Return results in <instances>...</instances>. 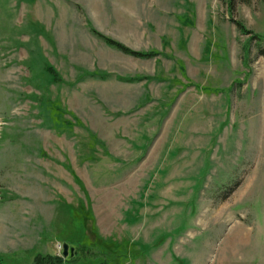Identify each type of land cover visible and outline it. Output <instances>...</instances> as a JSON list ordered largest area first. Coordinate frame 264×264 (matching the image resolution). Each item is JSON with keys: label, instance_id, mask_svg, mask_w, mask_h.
I'll return each mask as SVG.
<instances>
[{"label": "rangeland", "instance_id": "rangeland-1", "mask_svg": "<svg viewBox=\"0 0 264 264\" xmlns=\"http://www.w3.org/2000/svg\"><path fill=\"white\" fill-rule=\"evenodd\" d=\"M99 263L264 264V0H0V264Z\"/></svg>", "mask_w": 264, "mask_h": 264}, {"label": "trees", "instance_id": "trees-1", "mask_svg": "<svg viewBox=\"0 0 264 264\" xmlns=\"http://www.w3.org/2000/svg\"><path fill=\"white\" fill-rule=\"evenodd\" d=\"M236 24L238 25L239 29H242L241 24H239V23H236ZM96 35L101 37L108 45L113 46V47L117 48L118 50H120V51H122L124 53L130 54L132 56H137V57H144L145 56L146 57L148 55H153L154 54V52H152V53L151 52L144 53V52L134 51V50H131V49L123 46L119 42H116V41H114L112 39H109L107 37L104 38L100 34H96ZM256 38H258V37H256ZM44 69H45V72L50 75L51 79H55V76H54L55 75V71H54V69L52 68V66L50 64H48L47 62H44ZM143 246H146V244H143ZM44 258H46L47 261L49 262L50 256H46ZM52 259L53 260L55 259L57 262H59L61 260V258H57V257H53V256H52ZM99 264H101V263H99Z\"/></svg>", "mask_w": 264, "mask_h": 264}, {"label": "water", "instance_id": "water-1", "mask_svg": "<svg viewBox=\"0 0 264 264\" xmlns=\"http://www.w3.org/2000/svg\"><path fill=\"white\" fill-rule=\"evenodd\" d=\"M61 251H62V255H66V253H67V245H66V243H62ZM69 251L71 253V248H69Z\"/></svg>", "mask_w": 264, "mask_h": 264}, {"label": "built area", "instance_id": "built-area-1", "mask_svg": "<svg viewBox=\"0 0 264 264\" xmlns=\"http://www.w3.org/2000/svg\"><path fill=\"white\" fill-rule=\"evenodd\" d=\"M58 248H60V246H58Z\"/></svg>", "mask_w": 264, "mask_h": 264}]
</instances>
